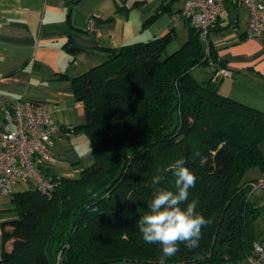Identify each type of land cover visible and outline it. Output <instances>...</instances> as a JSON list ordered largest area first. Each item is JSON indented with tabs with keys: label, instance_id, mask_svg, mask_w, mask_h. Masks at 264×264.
I'll use <instances>...</instances> for the list:
<instances>
[{
	"label": "trees",
	"instance_id": "16d2710c",
	"mask_svg": "<svg viewBox=\"0 0 264 264\" xmlns=\"http://www.w3.org/2000/svg\"><path fill=\"white\" fill-rule=\"evenodd\" d=\"M173 38L171 29L105 48V60L69 78L86 107L73 133L88 138L91 163L77 176L49 177L50 195L32 185L13 191L16 217L1 223L11 248L0 264H158L161 246L144 242L137 221L149 211L154 175L164 177L158 187L176 191L169 166L181 158L196 177L181 207L197 200L196 212L211 223L199 248L181 244L166 264H248L263 231L255 227L261 207L250 200L256 181L243 176L253 167L264 174V110L219 92L224 63L209 34L207 51L191 25L187 40L167 52ZM198 67L211 76L198 81L191 73Z\"/></svg>",
	"mask_w": 264,
	"mask_h": 264
},
{
	"label": "crops",
	"instance_id": "0c3cea01",
	"mask_svg": "<svg viewBox=\"0 0 264 264\" xmlns=\"http://www.w3.org/2000/svg\"><path fill=\"white\" fill-rule=\"evenodd\" d=\"M183 2L0 0V125L14 128L8 102L15 97L44 101L51 120L61 126L84 124L86 107L76 100L69 78L105 60V48L162 36L171 29L174 38L166 50H176L189 34L188 22L178 17ZM156 11L159 15L148 21ZM248 20L245 4L227 0L209 33L219 60L229 70L218 79V90L264 110V39L246 36ZM73 46L74 53L69 50ZM207 71L210 77L212 69ZM260 148L264 152V143ZM50 152L53 160L45 164L48 177H74L91 163L83 133L58 134ZM263 176L260 173L259 178ZM12 207L0 208V256L11 248V241L3 242L1 223L16 217Z\"/></svg>",
	"mask_w": 264,
	"mask_h": 264
},
{
	"label": "built area",
	"instance_id": "2783aa9c",
	"mask_svg": "<svg viewBox=\"0 0 264 264\" xmlns=\"http://www.w3.org/2000/svg\"><path fill=\"white\" fill-rule=\"evenodd\" d=\"M227 0H184L178 17L199 30L206 43L209 28L217 21ZM235 4H245L249 11L246 36L264 39L262 12L264 0H231ZM175 17L174 19L178 18ZM92 27V21L89 22ZM229 70L221 67L216 75H227ZM8 109L12 115L14 128L5 129L0 125V194H12L14 187L28 182L41 192L50 195L54 183L42 174L41 167L53 160L50 147L58 134H72L73 126H61L51 120L44 101L11 98ZM253 189L264 187V178L252 183ZM248 264H264V231L253 242V253L247 257Z\"/></svg>",
	"mask_w": 264,
	"mask_h": 264
},
{
	"label": "clouds",
	"instance_id": "9594fccd",
	"mask_svg": "<svg viewBox=\"0 0 264 264\" xmlns=\"http://www.w3.org/2000/svg\"><path fill=\"white\" fill-rule=\"evenodd\" d=\"M185 165L186 161L181 158L169 166L175 177V192L158 187L164 179L162 175L152 177L154 192L149 211L137 221L144 242L161 246L158 264H166L180 251L181 244L188 250L199 248L202 228L211 223L196 212L197 200L193 199L186 207H181L188 201L189 189L195 186L196 181L195 175ZM195 259L203 260L205 254H198Z\"/></svg>",
	"mask_w": 264,
	"mask_h": 264
},
{
	"label": "rangeland",
	"instance_id": "374dc122",
	"mask_svg": "<svg viewBox=\"0 0 264 264\" xmlns=\"http://www.w3.org/2000/svg\"><path fill=\"white\" fill-rule=\"evenodd\" d=\"M191 73L198 81H202L206 79V77L208 76L207 69L201 67L192 69ZM260 173L261 172L257 167H253L248 169L244 173L243 177L244 179H249V180L255 179L254 181H257L259 179ZM30 187H31L30 183L22 182L14 187V191H22ZM250 200L254 202L256 205L261 207L260 215L256 221V226H255L256 231L259 233L264 231V187H258L254 189V191H252V193L250 194ZM10 205H12L11 194L8 195L0 194V208L2 207L4 208Z\"/></svg>",
	"mask_w": 264,
	"mask_h": 264
}]
</instances>
